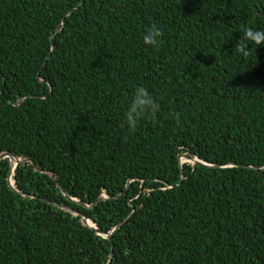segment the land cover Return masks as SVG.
Wrapping results in <instances>:
<instances>
[{"label":"trees","instance_id":"16d2710c","mask_svg":"<svg viewBox=\"0 0 264 264\" xmlns=\"http://www.w3.org/2000/svg\"><path fill=\"white\" fill-rule=\"evenodd\" d=\"M247 26L264 0H0V264H264ZM137 84L160 111L129 134Z\"/></svg>","mask_w":264,"mask_h":264},{"label":"clouds","instance_id":"9594fccd","mask_svg":"<svg viewBox=\"0 0 264 264\" xmlns=\"http://www.w3.org/2000/svg\"><path fill=\"white\" fill-rule=\"evenodd\" d=\"M232 48V54L241 59L253 58L258 47H264V28L247 26L242 31ZM164 36V29L157 24L146 28L142 34V41L148 46H158ZM213 54V53H208ZM254 59L257 61L255 55ZM160 111L159 100L144 84H137L126 100L120 124L129 134H134L141 121L148 118H156Z\"/></svg>","mask_w":264,"mask_h":264},{"label":"water","instance_id":"95a60500","mask_svg":"<svg viewBox=\"0 0 264 264\" xmlns=\"http://www.w3.org/2000/svg\"><path fill=\"white\" fill-rule=\"evenodd\" d=\"M1 158V157H0ZM14 159H15V165L17 164V161H18V158L16 156H14ZM199 163V161H196Z\"/></svg>","mask_w":264,"mask_h":264}]
</instances>
